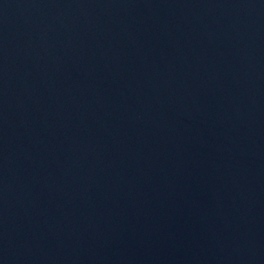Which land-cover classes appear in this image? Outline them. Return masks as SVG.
<instances>
[{
  "label": "water",
  "instance_id": "1",
  "mask_svg": "<svg viewBox=\"0 0 264 264\" xmlns=\"http://www.w3.org/2000/svg\"><path fill=\"white\" fill-rule=\"evenodd\" d=\"M0 264H264V0H0Z\"/></svg>",
  "mask_w": 264,
  "mask_h": 264
}]
</instances>
